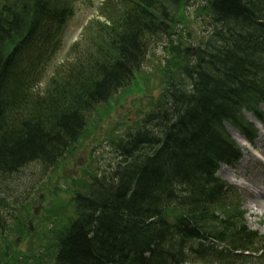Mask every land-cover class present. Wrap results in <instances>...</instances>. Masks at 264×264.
I'll return each mask as SVG.
<instances>
[{
  "label": "trees",
  "instance_id": "16d2710c",
  "mask_svg": "<svg viewBox=\"0 0 264 264\" xmlns=\"http://www.w3.org/2000/svg\"><path fill=\"white\" fill-rule=\"evenodd\" d=\"M120 1L109 0L101 8L110 24L89 27L90 51L59 67L40 96L32 93L38 75L36 57L28 52L35 42L26 47L29 42L21 36L53 40L73 14L71 0H0V174L73 151L88 112L107 101L142 61L146 38L160 31L156 0ZM215 10L235 34L234 56L227 38L228 49L202 57L194 95L173 85L166 90L157 103L164 114L158 115L161 149L155 160L147 152L128 156L134 157L110 188L109 207L98 218L84 210L59 233L51 248L57 264H169L189 248L218 255L220 243L228 259L250 250L254 234L217 170L239 158L223 123L253 136L242 111L264 102V0H220ZM94 49L97 55L88 56ZM113 202L120 208H112Z\"/></svg>",
  "mask_w": 264,
  "mask_h": 264
},
{
  "label": "rangeland",
  "instance_id": "374dc122",
  "mask_svg": "<svg viewBox=\"0 0 264 264\" xmlns=\"http://www.w3.org/2000/svg\"><path fill=\"white\" fill-rule=\"evenodd\" d=\"M97 4L102 2L103 0H95ZM201 3L200 0L197 2H192L191 5L188 7L187 11V18L190 22L188 29L193 33L194 38L191 36V40L187 41L190 42L191 45L197 44V37L201 36L204 29H199L198 22H196V17L194 15V10L197 6H199ZM79 17L78 19L71 23L69 27H67L66 35H65V43L66 45L73 44L78 39V27L80 24L85 23L89 17L93 15V12L90 10L80 9L78 11ZM164 43H160L159 45H156L157 49L154 51H151V56H154L151 58L152 63L149 62V60L146 62L145 66L142 68L143 72H146L149 74V72L155 73L157 70V67H160L161 64H165V60L167 59V52L165 49H162ZM64 58L63 54L61 55V60ZM158 78H156L157 80ZM146 88L148 89V83L145 81ZM43 86V85H42ZM44 87H42L43 89ZM149 90V89H148ZM152 93L154 95H157L159 93L157 83L153 85V91ZM150 95V92H148V96ZM123 109L128 110V118L134 119L137 117V115L134 116V109H131L130 105L125 106ZM251 119L253 117L251 115H248ZM255 121V120H254ZM256 123V122H255ZM259 127L260 133H259V139L260 137L262 140H260L258 143L256 141L255 148L259 149V153L264 154V150L261 151V148H264V127L260 126L258 123H256ZM230 133L232 134V130L227 128ZM117 133L121 134L122 130H116ZM230 134V135H231ZM261 142V143H260ZM263 142V143H262ZM91 148L95 149L93 153V160L96 161V163L93 162L91 165V168H94V166H99L101 170L104 168H107L109 165H112L115 167L117 163L121 160V158L115 154L114 149H112L111 146L107 143L106 138H103V144L102 147L93 145ZM90 150V148L88 147ZM243 149V148H242ZM81 153L78 157L75 158V162L70 165V169L72 167L76 168V172L70 174L69 176H74V178L82 179L81 173L79 172L80 167H83L85 169H88V162H92V158L90 157V152H86L85 150H81ZM243 152L245 150L243 149ZM245 160V161H244ZM247 160V161H246ZM244 163L239 162L237 166L234 167L236 170V174L234 176L232 175L233 179L240 182L241 184H244L243 189L241 187L236 188L237 186L232 185L239 194H241V197L244 202V210L246 211V220L248 223V226L253 229L259 231L262 235H264V201L263 199H255L258 194L259 190L262 188V183L260 181L259 171L264 172V168L258 167L260 163L257 162L258 159L256 158L255 153L248 152L247 151V157L243 159ZM245 165V166H244ZM222 173L223 169L220 170ZM221 176V175H220ZM231 177V178H232ZM256 177L257 180H253V178ZM50 178V172L48 169L41 168V167H34L29 170H27L25 173L22 172L16 178H12L10 180L9 188L13 189L15 191H18L20 193H24L25 195L27 192H33L35 196L36 192L35 190L38 189V187H44L46 186L48 180ZM69 179V178H68ZM58 182L62 185L63 188L67 189L69 186L67 182L62 180L61 177H58ZM248 186V187H247ZM249 192L253 194L254 196H249L246 193ZM256 201V202H255ZM35 241H38V239H35ZM30 243L27 245H23L22 251H26L27 253L34 251V245L32 248L29 247ZM30 251H29V249ZM246 264H260L252 260H248L245 262Z\"/></svg>",
  "mask_w": 264,
  "mask_h": 264
},
{
  "label": "bare ground",
  "instance_id": "6f19581e",
  "mask_svg": "<svg viewBox=\"0 0 264 264\" xmlns=\"http://www.w3.org/2000/svg\"><path fill=\"white\" fill-rule=\"evenodd\" d=\"M232 133H233L235 139L238 140L239 144L243 146V148L248 149V148L250 147V146H249L250 144L246 143V141H245V140H244V139H243L238 133H236V132H234V131H232ZM243 163H244V162H243ZM224 170H225V172H224V173H221L222 176H223L225 179L234 182V180L231 178L232 175H234V169H231V168H224ZM263 185H264V183H263ZM262 189H263V188H262ZM262 192L264 193V190H263ZM262 196H264V195H262ZM262 196H261V197H262Z\"/></svg>",
  "mask_w": 264,
  "mask_h": 264
}]
</instances>
